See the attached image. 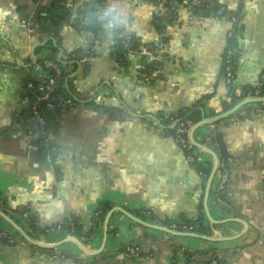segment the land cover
<instances>
[{
	"label": "crops",
	"instance_id": "crops-1",
	"mask_svg": "<svg viewBox=\"0 0 264 264\" xmlns=\"http://www.w3.org/2000/svg\"><path fill=\"white\" fill-rule=\"evenodd\" d=\"M52 1L0 0V211L32 242L54 246L50 251L66 258L50 262L44 249L0 217V230L16 239L12 246L0 243V264H178L186 252L198 262L216 253L224 264H237L238 257L246 264H264V104L247 105L194 132V140L214 152L219 164L225 162L228 171L227 189L216 192L218 170L207 200L210 216L225 221L223 225L209 222L204 209L214 158L201 149L196 152L198 164L209 175L188 164L169 120L180 111L196 110L201 120L213 118L231 103V94L237 105L258 85L264 76V0L168 1L177 7L170 21L162 0H62L69 12L53 43L74 103L64 110L57 134L43 141L22 97L29 69L49 54L35 50L52 37L46 27L33 23L34 36L28 39L26 27L27 19ZM194 2L205 3L207 9L217 4L219 11H195ZM89 4L96 6L90 14L96 15L93 26H101L102 14L112 18L96 33L76 29L82 23L77 9ZM238 13L235 49L241 54L231 90L223 79V60L230 18ZM157 19L167 20L169 39L162 50L151 51L149 46H157L160 39L154 31ZM112 25L139 41L123 62L113 50L117 34ZM88 49L92 56L73 59L74 53ZM154 58L157 71L150 75ZM53 153L57 156L51 161ZM100 206L109 208L105 219L117 210L110 217L106 240L105 219L95 218ZM119 209L165 228L194 223L192 233L182 234L213 242L145 228ZM27 211L41 229L73 225L76 235L31 233V238L28 222L20 216ZM200 213L201 225L195 222ZM235 220L248 225L240 238L245 227ZM68 237L79 239L89 253L63 243ZM128 244L151 257L127 254Z\"/></svg>",
	"mask_w": 264,
	"mask_h": 264
},
{
	"label": "built area",
	"instance_id": "built-area-1",
	"mask_svg": "<svg viewBox=\"0 0 264 264\" xmlns=\"http://www.w3.org/2000/svg\"><path fill=\"white\" fill-rule=\"evenodd\" d=\"M41 2H44L46 0H40ZM120 1H126V0H120ZM145 1H155V0H145ZM87 23L82 21V23H79L76 25V29L80 32L83 30V27ZM230 25L231 29L228 32L227 39L228 40H235L237 41L239 32H238V20L235 17L230 18ZM26 34L27 38L31 39L34 36V28L32 22H29L26 27ZM127 35V36H126ZM126 39L121 41V47L125 50H127V54L132 53V51L129 50V44L128 41L131 39V35L125 34ZM89 51V50H84ZM90 55H93V52L90 50ZM241 54L240 51H237V49H226L224 54V60H223V79L226 84V86L229 88L233 85L234 76H235V68L237 67L238 62L234 59V56H239ZM79 55V54H78ZM76 55H73V59H75ZM34 69L36 73L31 76V79L28 80L25 83L24 86V94L22 97V105L25 107H29L30 113H31V120L36 121L40 128V135H44V131L42 128L44 127V120L39 116V110L42 107V103H44V106L51 110L54 108L55 104L61 107H67L72 106V100L70 99H63L58 96H56L57 92V79L60 76V69L57 67V65L51 61H43L42 65L34 64ZM42 69L50 70L52 71L55 76L54 77H48L46 76ZM264 76L261 78V80L258 82V85L255 87V91L249 92L246 94V99H252V98H260V90L263 84ZM169 120L171 123H174L173 131H174V141L175 143L181 148V150L184 153L185 159L188 164L191 166H194L195 164H198L196 159V152L200 151V149L196 148L190 141V130L195 125L191 120H184V121H178L175 116L169 117ZM220 169L218 172L219 175V181L217 183L216 192L217 194L223 193L227 187H228V171L226 167H224V164H219ZM203 175V174H201ZM21 218L25 221L29 222L30 220V214L29 212H23L21 215ZM99 216V213L95 214V218ZM169 230H172L174 232H181V233H192L194 231V228L192 226H188L183 223H177L172 224L168 227ZM65 231L64 227L62 225H56L55 227H50L45 230V235H51L58 232ZM66 232V231H65ZM70 236L72 235L69 231H67ZM0 243H3L8 246H12L16 244V239L14 236L10 235L6 231L0 230ZM124 251L133 256V257H144L150 258L151 255H145L142 253L139 246L134 244H128L124 246ZM45 257L50 262L55 261H62L66 257L64 254L59 252H54L50 250H45ZM204 262H198L195 260V258H188L186 255H183L181 262H177L178 264H224V260L220 257V255L213 253L208 261ZM83 264H91L90 262L86 261L83 262Z\"/></svg>",
	"mask_w": 264,
	"mask_h": 264
},
{
	"label": "trees",
	"instance_id": "trees-1",
	"mask_svg": "<svg viewBox=\"0 0 264 264\" xmlns=\"http://www.w3.org/2000/svg\"><path fill=\"white\" fill-rule=\"evenodd\" d=\"M168 1H171L174 4L176 3L177 5L178 4L180 5L181 1L180 0H162V2H163L162 7L168 13L166 19L168 21H170V20L174 19L173 13L176 12L177 7H176V5L170 6ZM200 3L201 2H194V4L191 5V8L192 9L194 8L195 11H198V12L199 11H206L208 13L213 12L215 15H217V12L219 11V6L217 4H215L213 7H209L207 9L205 3H202V4H200ZM200 5H201V7H199ZM95 7H96L95 5L89 4V5L84 6V8H82V9L81 8L77 9V13L82 17L81 21H84L87 23L83 28H85L86 31H91L93 33L99 32V30L103 27L102 25L110 24L111 19H112L111 16H109V15L107 16L105 14H102V17L104 19L102 21L101 26L99 23L95 24V26H92V27L89 26V16L91 13L94 12ZM68 12H69V9H66L65 6L62 5V0H53L51 6L49 8H40L39 7L38 10L36 11L34 17L33 18L29 17L27 19V21L30 20V22H32V24L34 23L35 25L46 27L48 29L47 34L50 37H52V39L46 41L43 46L36 48L35 54H38L42 49L48 50L49 54L42 60H36L35 64L42 65L43 61H45V60L55 63L61 71L60 76L57 79L56 96L63 98V99L72 100V98L68 94L67 90L65 89L64 82L66 79V74L62 71L61 63L56 58L57 54H58V48L53 43V40H57V38H58L59 30H60L65 18L67 17ZM43 14H45V15H43ZM231 17H235L238 20L239 19L238 18L239 13L233 14ZM169 18H171V19H169ZM164 21L162 19H157L156 20L157 23L154 24V31L160 39H159V44L157 46H155V45L149 46V49L151 51H153V50L158 51V49L162 50L163 45L167 44V42H168L169 36H166V32H165L166 23ZM111 28H113L112 30L114 32H116V34H117L116 45H115V47H113L114 48L113 50H115L117 52V54H118L117 58L123 62V60L125 59V57H123V56L127 54V50H125L121 47V41L126 39L127 35L124 36L125 34L122 33L123 30L115 28L114 25H112ZM236 42L237 41H235V40H229L228 41V48H230V49L236 48V45H237ZM128 44H129V50L133 52L135 50V48L137 47V45L139 44V41L136 38L131 36V39L128 41ZM89 51H80V52L74 53L76 55L75 60L80 61L83 57L89 58L90 57ZM234 59L236 61H238L237 56H234ZM157 64H158V60H157V58H154L152 60V62L150 63V66H149L150 67V71H149L150 75L153 72L157 71ZM235 70H236V68H235ZM42 71L48 77H54L55 76V74L50 70L42 69ZM35 73H36V71H35L34 67L32 66L29 69L28 74L30 77L28 80H30L31 76L34 75ZM234 73H235V71H234ZM231 88H232V86L230 87V89ZM254 91H255V88L252 89L250 92L253 93ZM245 96L246 95H244V97ZM260 96L261 97L264 96V80H263V84H262V87L260 90ZM231 98L232 99H231L230 104H224L223 109L221 111L222 113L232 109L236 105L237 99L234 98L232 94H231ZM72 103H74L73 100H72ZM68 107H70V106L61 107V106H58L55 104L54 108L51 110H48L45 106H42L40 108L39 116L44 120V127L42 128V130L44 131V135L42 136L43 141H45L49 135L57 134V132L60 128V122H61L64 110L67 109ZM26 108L28 110L27 116L31 119L30 109H29V107H26ZM212 116H214V114H212ZM175 117L178 121L191 120L195 124V123H198L199 121H201V112L199 110H196L193 112H191V111H180ZM172 133L174 135L173 129H172ZM210 140H212L211 137H210ZM46 148H47V145H46ZM194 168H196L199 172H204V174L209 175V170L208 171L203 170L199 164H195ZM108 210H109V208L104 207V206H100V208H99L100 221H103L105 219V216H106ZM203 216H204L203 213H200L198 220L195 222L200 223V225H201L202 221L204 219ZM183 224H186L188 226L194 225V223H192V225H191V224H188L185 222H183ZM60 225H62L64 227L66 232L69 231L73 236L76 235L77 229L73 225H71V226H67L64 224H60ZM28 226H29L30 231H31L30 234L28 233V235L31 238H32L31 233L32 234H44L45 230L50 228V227H48L45 229H41L39 227V225L37 224V222L35 220H33L32 218H30V220L28 222ZM55 226H52V227H55ZM166 227H168V226H166ZM33 248L38 249L37 247H33ZM184 255H186L188 258L195 257L194 254L188 253V252L184 253ZM204 263H207V262H204Z\"/></svg>",
	"mask_w": 264,
	"mask_h": 264
},
{
	"label": "water",
	"instance_id": "water-1",
	"mask_svg": "<svg viewBox=\"0 0 264 264\" xmlns=\"http://www.w3.org/2000/svg\"><path fill=\"white\" fill-rule=\"evenodd\" d=\"M95 20H96V15L92 14L89 16V24L90 26H93L94 23H95ZM37 47V46H36ZM35 47V48H36ZM250 104H264V96L263 97H260V98H252V99H245L243 101H241L240 103H238L237 105H235L232 109L222 113V114H219L213 118H203L201 121H199L198 123H196L192 129L190 130V141L191 143L198 149H201L203 151H206L208 153H210L212 155V157L214 158V164H213V167L211 169V172H210V175L208 177V180H207V184H206V189H205V197H204V209H205V214H206V217L208 219L209 222L213 223V224H216V225H223L225 224L226 222L225 221H215L214 219H212V217L210 216L209 214V211H208V207H207V200H208V195H209V192H210V188H211V185H212V182H213V179H214V176L215 174L217 173L218 171V167H219V159L218 157L216 156V154L212 151H210L208 148L206 147H203L202 145H199L195 140H194V132L202 127V126H206V125H215V124H218L219 122L223 121V120H226L228 118H230L231 116H233L234 114H236L239 110H241L243 107L247 106V105H250ZM42 106H44V103H42ZM33 125H35L36 127H38V123L35 121L33 122ZM43 138H41L42 140ZM217 140L220 144V147H221V150H222V153L225 157H227V153H226V149L221 141V136L218 135L217 136ZM45 150V148H44ZM57 154H52L50 156V160H54L56 158ZM114 211H117V210H114ZM113 210L108 213L106 219H105V222H104V236H105V240L107 238V233H108V226H109V220H110V217L111 215L113 214L114 212ZM118 211H120L121 213H123L126 217H128L130 220H132L134 223L138 224V225H141L145 228H148V229H153V230H158V231H162V232H165L167 234H170V235H173V236H177V237H190V238H196V239H201V240H205V241H209V242H213V239L209 238V237H205V236H201V235H194V234H182V233H178V232H174L172 230H169L168 228H165V227H160V226H155V225H152V224H149V223H146L142 220H139L135 217H133L132 215H130L129 213L119 209ZM0 217L3 218L17 233H19L26 241L30 242L32 245H35L41 249H44V250H52L54 249L55 247L54 246H45V245H41V244H38V243H34L30 240V238L26 235V233H24V231L19 227L17 226L10 218H8L6 215H4L1 211H0ZM236 222H239L241 223L244 227H245V230L239 235L238 238H240L241 236H244L247 232H248V225L242 221H239V220H235ZM124 228V227H123ZM223 241V240H222ZM63 243H74L76 244L80 249H82V251H84L85 253H89L85 247L82 245V243L79 241V239L75 238V237H68L64 240ZM92 255V254H90Z\"/></svg>",
	"mask_w": 264,
	"mask_h": 264
},
{
	"label": "rangeland",
	"instance_id": "rangeland-1",
	"mask_svg": "<svg viewBox=\"0 0 264 264\" xmlns=\"http://www.w3.org/2000/svg\"><path fill=\"white\" fill-rule=\"evenodd\" d=\"M231 243H235V241H233V242H231ZM236 260L238 261L237 264H243L242 262L245 263V261H243L242 258H240V257L236 258ZM240 261H242V262H240ZM245 264H246V263H245ZM251 264H252V263H251Z\"/></svg>",
	"mask_w": 264,
	"mask_h": 264
}]
</instances>
